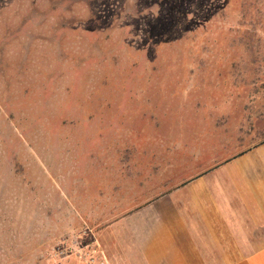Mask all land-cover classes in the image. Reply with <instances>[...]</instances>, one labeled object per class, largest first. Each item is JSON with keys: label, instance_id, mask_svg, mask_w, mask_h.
Instances as JSON below:
<instances>
[{"label": "rangeland", "instance_id": "374dc122", "mask_svg": "<svg viewBox=\"0 0 264 264\" xmlns=\"http://www.w3.org/2000/svg\"><path fill=\"white\" fill-rule=\"evenodd\" d=\"M263 109L264 0H0V264H83L123 191Z\"/></svg>", "mask_w": 264, "mask_h": 264}, {"label": "crops", "instance_id": "0c3cea01", "mask_svg": "<svg viewBox=\"0 0 264 264\" xmlns=\"http://www.w3.org/2000/svg\"><path fill=\"white\" fill-rule=\"evenodd\" d=\"M257 116L250 142L220 141L228 151L204 155L200 171L171 163L158 193L108 204L95 238L111 264H264V109Z\"/></svg>", "mask_w": 264, "mask_h": 264}, {"label": "built area", "instance_id": "2783aa9c", "mask_svg": "<svg viewBox=\"0 0 264 264\" xmlns=\"http://www.w3.org/2000/svg\"><path fill=\"white\" fill-rule=\"evenodd\" d=\"M73 246V243L68 244L64 250L60 251V253L72 250ZM74 247L76 248L75 255L82 261L83 264H111L106 253L93 234H91V237L86 239L85 242L81 243L80 246L75 245ZM68 253L69 252H66V254Z\"/></svg>", "mask_w": 264, "mask_h": 264}]
</instances>
